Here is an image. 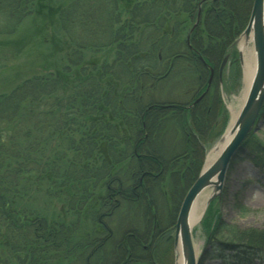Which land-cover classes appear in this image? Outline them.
Masks as SVG:
<instances>
[{"label": "trees", "instance_id": "obj_1", "mask_svg": "<svg viewBox=\"0 0 264 264\" xmlns=\"http://www.w3.org/2000/svg\"><path fill=\"white\" fill-rule=\"evenodd\" d=\"M43 1L0 0V35L47 9L74 46L63 69L0 93V264H168L170 231L206 147L222 133L218 118H226L216 77L191 104L245 29L254 0L204 3L185 51L178 39L168 47L170 22L183 11L198 16L196 0H68L59 8ZM184 61L202 92L189 105L155 101L152 90ZM250 153L264 165L254 133L231 166ZM56 202L64 217L51 211ZM213 207L204 257L227 250L235 264L263 259L264 229L233 228L219 241ZM114 218L124 221L119 234Z\"/></svg>", "mask_w": 264, "mask_h": 264}, {"label": "rangeland", "instance_id": "obj_2", "mask_svg": "<svg viewBox=\"0 0 264 264\" xmlns=\"http://www.w3.org/2000/svg\"><path fill=\"white\" fill-rule=\"evenodd\" d=\"M67 1L68 0H44L43 2L47 6L59 8V6L64 4L63 2ZM128 1L129 0H120V5L125 6ZM196 1L198 2L196 4L199 9L198 16L189 18L188 14L183 11L175 17L176 19L171 20V29H169V31H172L171 36L173 39L171 42H168V47L171 46L170 43L174 45L176 42L175 40L178 39L185 51L186 44H189L190 42L191 33L200 25V17L202 18V15L204 14L202 12V5L206 2L209 3L218 0ZM247 5L248 4L246 3L243 7L244 11H246ZM125 18L126 17H123V20H125ZM248 23L245 29L247 28ZM176 24L178 25V29L175 31H179L177 37H175L177 32H175L173 28ZM243 32L235 41L230 52L224 57L225 59L228 56V59L224 64L222 73L220 74V68L224 59L218 67L217 72L213 67H210L213 69V73L210 74L209 85L203 92V84L202 82L200 83L199 76L188 70L187 61H184L181 66L174 67L171 71V75L161 80L160 83L155 86L154 90H152L154 93V100L157 102H179L189 105L198 92H202L201 95L204 94L203 98L205 97L210 90V84L212 83L213 78L216 77L218 80L216 90H218V93L221 96L224 105V116L226 118H218L215 130L217 131L221 129L222 133L217 138L215 137L216 140L209 143V146L206 147L201 171L206 165L208 153L219 144L234 120L231 108L239 112L243 105L242 92L245 87V55L240 48ZM137 37L138 36H136V38ZM173 41L175 42L173 43ZM250 45L254 48L253 41ZM73 47V44L70 42L66 34L61 30L57 15L50 16L47 9L43 10L40 14L34 13L23 22L15 33L10 35H0V93L10 91L18 83L30 76L47 74L49 72L56 73L63 69L67 65L66 54L67 52L72 51ZM90 53L91 52L89 51L86 54L85 60H92L93 57L90 56ZM105 54L106 53L104 52L97 54L99 62H103ZM111 61L112 58L109 57V62ZM195 104L193 102L191 105L193 106ZM260 120L262 123L258 131L254 134L257 140L264 144V112L262 113ZM166 127L169 135L168 138L172 140L173 138L170 131L172 133V127L175 126L168 124ZM210 131L208 132L209 134L212 132ZM261 158L263 160L262 162H264V156ZM258 160L256 153H250L246 155L242 161L235 163L233 166L230 165L221 193L214 199L212 198L208 204L207 201L213 195L214 188H207L204 190L206 192L200 196V202H202V199L205 197L203 202V204H205L203 207V216L192 232L193 242L199 246L198 264H235L232 260L233 253L227 250L223 252V258L215 259L208 256L204 257L203 255L205 249H210L206 243L208 232L205 230L206 227L204 222L207 218L208 210L212 202H214V212L217 214L214 219H217V222H219L218 228L220 229H218L216 233V239H220L219 241H226L230 229L233 228L237 229L239 232L248 229H264V165L257 163L256 161ZM163 191L166 193L167 189ZM51 211L56 215L62 214V217L65 215V209L63 210L62 206L57 202L53 205ZM67 215L66 220H69L72 214L68 212ZM113 223L116 226L118 234L123 232L125 227L122 218H114ZM91 228L92 225L89 221L84 220L82 222V233L89 232ZM175 232L176 225L174 229H171L170 231L174 245L171 257L170 255L168 256L172 258V261L168 264H175L176 262L177 250L175 248ZM256 263L264 264V258L257 260Z\"/></svg>", "mask_w": 264, "mask_h": 264}, {"label": "water", "instance_id": "obj_3", "mask_svg": "<svg viewBox=\"0 0 264 264\" xmlns=\"http://www.w3.org/2000/svg\"><path fill=\"white\" fill-rule=\"evenodd\" d=\"M251 34H253L257 69L241 110L233 123L232 137L216 159L208 167L204 166L199 177L187 192L179 211L176 222L175 248L177 250L180 242L185 264H198V257L196 256V248L192 237L193 229L189 225L190 213L196 199L209 187H213L214 192L207 201V204L212 198L214 199L221 193L226 174L233 159L241 150L248 136L251 133L257 132L262 123L260 116L264 104V0H254L250 20L243 32V37H249ZM227 59L228 56L221 65L220 74ZM211 70L213 73L212 68ZM203 96L204 94L194 104L199 102Z\"/></svg>", "mask_w": 264, "mask_h": 264}, {"label": "bare ground", "instance_id": "obj_4", "mask_svg": "<svg viewBox=\"0 0 264 264\" xmlns=\"http://www.w3.org/2000/svg\"><path fill=\"white\" fill-rule=\"evenodd\" d=\"M253 41V35L251 34L249 37H242L241 43H240V48L242 52L244 53V80H245V87L242 92V101L244 102L249 88L252 84V81L254 79L256 69H257V59H256V53L254 51V48L251 47V43ZM232 109V115H233V122L228 129L227 133L224 135V138L219 142V144L212 149L208 153L207 157V162H206V167H208L219 155L221 150L226 146V144L229 142V140L232 137V126L233 123L238 115L239 112L235 111L233 108ZM206 190V189H205ZM206 191L201 193L199 197L196 199L194 206L191 210L190 217H189V225L191 229H194V227L201 221L202 216H203V207L205 204L204 198L202 199V202L199 201V198L201 195H203ZM196 248V256L199 257L198 254V249L199 246L195 244ZM175 264H185V258L182 253V248H181V243L179 242L178 247H177V255H176V262Z\"/></svg>", "mask_w": 264, "mask_h": 264}]
</instances>
